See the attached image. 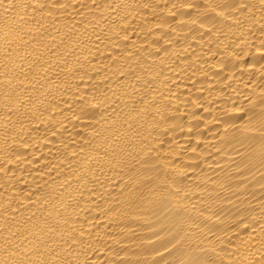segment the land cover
Listing matches in <instances>:
<instances>
[{
    "label": "bare ground",
    "instance_id": "bare-ground-1",
    "mask_svg": "<svg viewBox=\"0 0 264 264\" xmlns=\"http://www.w3.org/2000/svg\"><path fill=\"white\" fill-rule=\"evenodd\" d=\"M0 264H264V0H0Z\"/></svg>",
    "mask_w": 264,
    "mask_h": 264
}]
</instances>
